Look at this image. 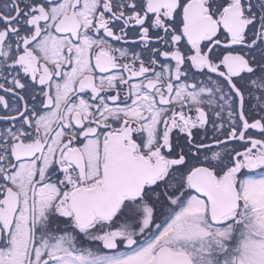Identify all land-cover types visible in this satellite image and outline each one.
<instances>
[{
  "label": "flooded vegetation",
  "instance_id": "1",
  "mask_svg": "<svg viewBox=\"0 0 264 264\" xmlns=\"http://www.w3.org/2000/svg\"><path fill=\"white\" fill-rule=\"evenodd\" d=\"M263 197L264 0H0V264H264Z\"/></svg>",
  "mask_w": 264,
  "mask_h": 264
},
{
  "label": "water",
  "instance_id": "2",
  "mask_svg": "<svg viewBox=\"0 0 264 264\" xmlns=\"http://www.w3.org/2000/svg\"><path fill=\"white\" fill-rule=\"evenodd\" d=\"M181 259L165 250L157 252L151 264H181Z\"/></svg>",
  "mask_w": 264,
  "mask_h": 264
},
{
  "label": "rangeland",
  "instance_id": "3",
  "mask_svg": "<svg viewBox=\"0 0 264 264\" xmlns=\"http://www.w3.org/2000/svg\"><path fill=\"white\" fill-rule=\"evenodd\" d=\"M262 200H263V202H264V197L262 198ZM254 256H255V259L257 260V261H264L263 259H262V257L260 256V253H259V251H255L254 252Z\"/></svg>",
  "mask_w": 264,
  "mask_h": 264
}]
</instances>
